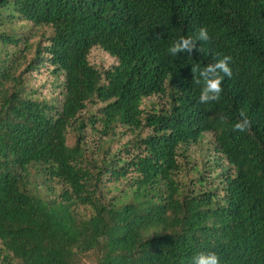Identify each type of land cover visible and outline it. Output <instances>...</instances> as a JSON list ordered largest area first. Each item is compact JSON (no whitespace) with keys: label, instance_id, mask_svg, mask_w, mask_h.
I'll return each mask as SVG.
<instances>
[{"label":"trees","instance_id":"trees-1","mask_svg":"<svg viewBox=\"0 0 264 264\" xmlns=\"http://www.w3.org/2000/svg\"><path fill=\"white\" fill-rule=\"evenodd\" d=\"M181 37L197 51L172 56ZM224 56L232 76L202 104L191 69ZM43 68L60 78L47 100L29 84ZM200 253L264 264V0H0V264Z\"/></svg>","mask_w":264,"mask_h":264},{"label":"clouds","instance_id":"clouds-1","mask_svg":"<svg viewBox=\"0 0 264 264\" xmlns=\"http://www.w3.org/2000/svg\"><path fill=\"white\" fill-rule=\"evenodd\" d=\"M209 39L207 29L201 28L196 40L206 42ZM202 50L200 49V51ZM193 51H197V49L196 41L192 37H181L168 48V52L172 56H177L178 53L191 54ZM231 59L230 56H224L223 59H220L215 64H209L203 69H198L197 67L191 69L192 73L199 72V78L195 79V83L197 85L203 83L199 97L200 103L207 104L219 100L220 93L223 91L221 84L224 76L229 78L232 76V70L229 67ZM221 73L224 75H220ZM240 117L241 119L234 125L233 131L244 132L250 128L251 121L243 111L240 112ZM193 264H219V258L215 253H200L193 258Z\"/></svg>","mask_w":264,"mask_h":264},{"label":"rangeland","instance_id":"rangeland-1","mask_svg":"<svg viewBox=\"0 0 264 264\" xmlns=\"http://www.w3.org/2000/svg\"><path fill=\"white\" fill-rule=\"evenodd\" d=\"M44 32L43 30H34L33 33H41ZM87 60L90 65L97 69H107L111 67L112 65H115V60L111 57H109L106 53H104L102 50L99 48H93L90 50ZM49 70L43 68L39 70V72H32L30 73V78H29V84L36 89L37 97L39 98H44V99H49L50 97H56L58 95V90L57 84L60 81V78L58 81L54 78L53 75H51ZM156 99H151L149 101L144 102V105H149V102H155ZM126 139L123 138L121 141L123 142ZM96 138L94 136H89L88 137V142L92 146L93 143L95 142ZM205 140H208V136L205 137ZM204 140V141H205ZM202 141V143L204 142ZM116 146V144H113V148ZM203 153V147L198 146V145H190L188 147V159L190 161L195 160L197 162L200 158V156ZM182 170L180 172V178L183 177L184 172L188 169V166H181ZM114 192L110 193L109 195L112 196ZM87 264V263H86Z\"/></svg>","mask_w":264,"mask_h":264}]
</instances>
